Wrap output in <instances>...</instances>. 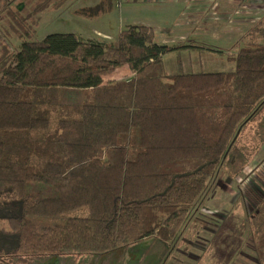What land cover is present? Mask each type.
Segmentation results:
<instances>
[{"label": "trees", "instance_id": "16d2710c", "mask_svg": "<svg viewBox=\"0 0 264 264\" xmlns=\"http://www.w3.org/2000/svg\"><path fill=\"white\" fill-rule=\"evenodd\" d=\"M66 2L35 0L25 14L7 9L23 43L0 49V264L104 253L152 235L174 239L240 125L264 102V44L253 39L264 36L261 22L231 57L232 71L168 74L164 55L182 47L159 44L152 25H129L114 41L73 32L36 38L37 15ZM124 65L131 79L96 85ZM64 87L91 90L94 100L63 103ZM21 102L31 107L27 127L14 125ZM135 128L141 149L130 160L120 138ZM28 182L59 195L40 198ZM76 211L43 228L32 218ZM251 220L264 264V196Z\"/></svg>", "mask_w": 264, "mask_h": 264}, {"label": "rangeland", "instance_id": "374dc122", "mask_svg": "<svg viewBox=\"0 0 264 264\" xmlns=\"http://www.w3.org/2000/svg\"><path fill=\"white\" fill-rule=\"evenodd\" d=\"M34 3L35 0H0V49L3 43H7L11 50L16 51L23 43L9 23L11 19L7 9L12 7L14 11L17 9L25 14ZM188 6L187 0H67L59 10H46L37 15L39 26L36 38L43 39L54 32H73L87 40L111 41L117 40L129 25L143 23L155 26L159 43L167 40L171 42L169 44L175 43L172 45L175 46L197 39L199 44L203 41L208 47L222 50L217 53L218 57L215 56L214 65L220 70H229L226 52L232 51H227L222 45L219 47L220 43L212 38V32H219V29L215 28L204 36L193 34L187 37L184 33L189 28L186 19L193 16ZM256 9L258 12L250 15L252 21L247 29L236 31L237 35L244 36L255 23L264 25V3H258ZM226 15L213 16H217L214 19L223 24L226 19L223 16ZM244 38V41L250 39ZM253 39L264 44L262 35ZM178 58L177 51L166 54L169 72H174V68L178 67ZM34 69L32 65L28 77L30 81L34 79ZM61 100L63 103L77 104L91 102L94 96L91 90L64 87L61 89ZM23 103L16 112V127L29 126L31 107ZM203 129L209 132V124L203 122ZM120 144L126 145L128 159H136L141 149L140 130L135 128L128 135H122ZM27 191L40 198L59 195L55 187L36 182H28ZM263 196L264 102L240 125L207 188L190 209L186 222L174 239L163 241L152 235L104 253L64 252L32 257L27 264H261L257 257L251 216ZM81 213L76 211L60 217L32 218L43 228L64 223L70 216ZM237 242L239 246L235 249ZM0 257L4 259L7 256Z\"/></svg>", "mask_w": 264, "mask_h": 264}, {"label": "crops", "instance_id": "0c3cea01", "mask_svg": "<svg viewBox=\"0 0 264 264\" xmlns=\"http://www.w3.org/2000/svg\"><path fill=\"white\" fill-rule=\"evenodd\" d=\"M187 2L189 4L188 9L191 10V15L193 16L191 18L189 16L186 19V25L189 24V28L188 31L186 30L184 33L187 37H189L193 34L194 36L208 35L209 31L212 32L215 28L222 31L223 33L220 31L212 32V38L220 43L219 47L223 46L227 51H232L226 52L224 49V52L228 53L227 58L229 60L228 63L230 64L229 70L227 71H232L235 68V61L232 60L231 57L236 55L241 47L250 42V39L244 41L246 33H244V36L243 34H240L239 36L236 31L247 29L246 27L248 26L250 20L252 21L250 15L258 12L256 9L257 5L258 3H264V0H187ZM249 6L251 9L245 10V8ZM224 13L228 14V16H223L226 18L223 24L214 19L217 18V16H213L214 14L218 15ZM197 14H200V16ZM242 36L243 38H240ZM106 37L109 38V35H106ZM238 40L239 42H237ZM111 41H114V39H111ZM164 43L170 46L175 44H169L171 42H168L167 40L164 41ZM180 46L182 48L169 52V54H173L177 51L180 57L177 61L178 67L174 68V72H169L165 59L166 54L164 55L163 59L166 73L177 74L181 68L187 72L193 71L195 73H200L202 71H224L216 68L214 65L216 61L215 56L218 57L217 53L222 50L208 47L203 41L199 44L197 39L190 40L184 44L175 45L174 47ZM202 55H204L205 58H203ZM222 59L224 58L222 57ZM179 62H181L180 66ZM133 76L134 71L130 68V66L124 65L118 67L112 74L102 76L96 85L105 84L112 80H129Z\"/></svg>", "mask_w": 264, "mask_h": 264}]
</instances>
